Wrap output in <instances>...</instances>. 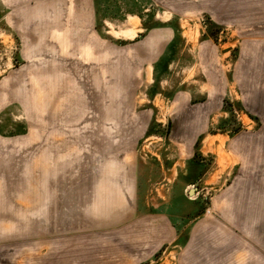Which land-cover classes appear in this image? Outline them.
Masks as SVG:
<instances>
[{"label":"rangeland","instance_id":"1","mask_svg":"<svg viewBox=\"0 0 264 264\" xmlns=\"http://www.w3.org/2000/svg\"><path fill=\"white\" fill-rule=\"evenodd\" d=\"M95 1L96 31L90 33L92 23L75 18L87 0H0V144L13 162L0 209H24L25 216L24 236L20 224L4 221L12 228L0 241V264H177L193 216L215 214L213 201L234 174L217 135L204 154L197 144L194 159H202L203 177L192 187L196 193L169 197L177 190L175 175L181 184L192 178L184 175L191 160L176 134L177 95L188 91L199 103L215 91L221 107L207 134L264 127L256 105L247 107L254 94L264 100V25L257 21L264 0H226L237 10L229 24L208 13V4L221 0ZM64 19H72V39L86 34L87 44L93 39L103 48L102 101H67L78 91L94 97L89 87L67 85L63 68L77 43L70 46L61 27H52ZM41 37L48 41L45 52ZM51 63L62 67L48 71ZM102 126L103 133L94 132ZM136 167L142 209L183 211L173 217L175 239L147 261L128 256L127 231L108 225L109 214L99 210L117 202L99 197L101 175L106 191L108 179L127 183ZM37 186L39 206L31 196ZM119 199L120 209L132 205L131 195Z\"/></svg>","mask_w":264,"mask_h":264},{"label":"crops","instance_id":"2","mask_svg":"<svg viewBox=\"0 0 264 264\" xmlns=\"http://www.w3.org/2000/svg\"><path fill=\"white\" fill-rule=\"evenodd\" d=\"M230 1L221 0L216 2L214 6L208 4V13L212 15L217 23L229 24L230 18L237 12ZM96 6L95 0H87L82 12L75 15V18L80 19L82 22L92 23L88 27L90 33H92V28L96 31L95 24L98 18ZM236 8L242 9L240 6H236ZM238 11L241 12V10ZM246 12H250L253 16L255 15L253 9L246 8ZM258 14L257 21L259 20L264 25V1L258 10ZM69 20L72 19L61 20L63 22L61 26L58 22L52 25V27H61V31L63 30L64 32V38L68 39L70 46L72 42L77 43L74 50L70 51L76 56L69 58V62L65 63L63 68L67 72L65 74L67 78L70 77L67 85L80 86V91L85 87H89L93 93L91 97L94 98L89 99L86 96L88 95L87 93L86 97H83L81 92L78 91L73 96H70L67 101H102V98L98 99V93L102 92L105 76L103 48H98L97 45L95 47L93 39H89L87 44L86 34L72 39L71 33L68 31ZM47 42L43 37L39 40L40 45L43 46ZM46 47L44 46L40 51L45 52L47 50ZM54 52H56L55 54L61 53L59 48H56ZM78 54L79 57L77 56ZM111 58L114 59L113 56ZM40 64L38 63V65ZM59 66H61L60 63H51L47 65L48 71ZM110 74L107 73L106 76L109 77L111 76ZM64 84L66 85V82H63ZM220 94H223V92ZM252 98L255 102H253V99L252 101L247 100V107L253 109L254 105H256L257 109L261 111L259 113L264 117V100H258L255 94ZM68 105L70 106L71 104ZM220 107L219 97L217 98L214 90L207 92L205 99L199 103L192 101V94L188 91H181L176 97L175 127L178 143L181 145L180 149L185 151L187 160H191L184 175H189L192 178H188L187 181L181 184L177 183L180 176L176 178L178 176L175 175L173 180H175L174 185L176 184L177 190L171 191L169 197L188 198L191 195L189 193L190 190L203 177L200 176L203 161L202 159L201 161L194 159L197 154V144L203 145L199 151L204 154V148L210 145L209 140L217 135L224 141L223 149L227 152L230 159L228 167L230 172H234L231 183L222 189L213 201V208L211 207L210 209H214L213 212L215 214L207 217H201V214L193 216V223L189 227L185 242H182L180 261L177 264H264V127L257 132H237L232 136L223 133L207 134L209 131V119L219 111ZM94 132L103 133V126ZM218 146H220V142L215 143L212 147H214L215 151H218ZM4 149L0 144V173L4 172V178L0 174V191L2 188L5 191L7 189V166L13 164L11 162L12 157L10 158L7 152H3L2 150ZM15 153L17 154L18 152L16 151ZM21 157H23L22 153ZM15 158L19 160L18 156ZM20 160L22 163L23 159L20 158ZM117 171L112 169L115 175ZM102 175L101 180H99L102 187L99 197L106 196V198L117 199V202H112L109 205L110 209L104 210L103 206L99 208L104 214H109L106 223L111 227H122L123 231H127V254L132 260L147 261L151 259L161 247L175 239L178 227L174 223L173 217L175 213L180 216L183 211L142 209L140 206L141 178L137 167L134 171L133 179L127 183L122 184L114 176L110 180L108 179L106 191H104ZM228 178L230 179V177ZM2 179L4 180V186H2ZM119 190L121 193L118 192ZM41 192H43L42 188L37 186L31 193L37 206L43 202V200L41 201ZM122 194L124 196L131 195L132 205L127 209H120L121 202L119 198H123ZM196 209L192 208L191 210L194 212ZM4 221H13L17 225L20 224V233L21 236H24V209H14V211L11 209H0V241L5 238V231L12 228L7 224H3Z\"/></svg>","mask_w":264,"mask_h":264},{"label":"water","instance_id":"3","mask_svg":"<svg viewBox=\"0 0 264 264\" xmlns=\"http://www.w3.org/2000/svg\"><path fill=\"white\" fill-rule=\"evenodd\" d=\"M189 193L190 194L196 193V189L192 188Z\"/></svg>","mask_w":264,"mask_h":264},{"label":"trees","instance_id":"4","mask_svg":"<svg viewBox=\"0 0 264 264\" xmlns=\"http://www.w3.org/2000/svg\"><path fill=\"white\" fill-rule=\"evenodd\" d=\"M225 103H226V102H225ZM227 111H229L230 113H232L233 110L230 109V110H227ZM237 132H238V131H235V132L231 133V136L234 135V134L237 133Z\"/></svg>","mask_w":264,"mask_h":264}]
</instances>
